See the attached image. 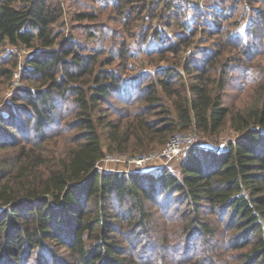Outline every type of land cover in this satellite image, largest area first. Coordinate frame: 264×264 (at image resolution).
I'll return each mask as SVG.
<instances>
[{
	"label": "trees",
	"instance_id": "1",
	"mask_svg": "<svg viewBox=\"0 0 264 264\" xmlns=\"http://www.w3.org/2000/svg\"><path fill=\"white\" fill-rule=\"evenodd\" d=\"M127 2L136 5L141 1ZM227 12L218 8L211 21L208 14L200 13L195 20L183 8L172 6L154 12L152 21L160 17L163 26L179 28L165 34L167 29L151 27L144 37L147 41L154 37L151 49L163 51L159 57L169 63L158 75L138 85L140 95L134 100L119 99L138 103L137 109H128L125 114L117 110V118L108 119L100 113L112 109L105 104L114 91H121L125 80L112 69L96 70L95 54L76 50L69 46L70 41L59 43L60 33L54 31L62 13L59 0H24L21 6L12 0H0V48L10 43L43 50L32 53L26 63L25 73L35 77L33 84L24 88V103H13L0 111V142L10 138V145L0 147L15 149L11 157L0 159V264H20L17 261L27 258L32 250L50 251L49 240L65 247L76 259L75 264H137L120 254L109 234L125 224L131 231L148 234L158 214L170 211L177 202L185 203L195 214L188 225L194 236L214 238L208 217L214 212L248 237L241 244L248 246L243 264H264V86L258 87L254 99L244 107L224 104L222 91L228 68L220 78L212 75L213 59L224 56L220 48L213 47V52L201 57L194 50L182 61L183 52L194 43L191 34L200 30L205 37L214 36V31L216 36L226 34L227 39L238 42L230 43L234 51L248 52L252 58L261 55L264 10L255 12L252 8L247 37L230 33L227 22L232 11ZM133 13L132 19L121 20L120 24L125 25L123 31L139 38L131 28L134 19L142 15L134 17ZM94 18H98L96 11L89 9L78 14V19ZM165 54L170 57L164 58ZM106 62L112 64L114 59L109 57ZM4 63L0 61V75L11 78L12 69L2 67ZM181 63L191 76L188 87L181 85ZM57 96L65 100L57 103ZM67 101L73 108L63 114ZM26 120L35 122L39 140L28 138L22 126ZM55 122L59 124L55 135L58 146L54 153L42 152L38 143L47 137V126ZM228 123L240 133L238 137L217 148L219 151L192 147L181 159L179 172L166 166L157 171L100 172L96 166L105 156L102 128L110 140L108 150L142 155L165 146L176 131L194 129L214 135ZM14 128L21 130L24 141L12 136ZM60 129L77 130V136L60 133ZM36 147L39 152L34 151ZM87 229L96 231L103 242L87 241ZM214 263L213 256L204 264Z\"/></svg>",
	"mask_w": 264,
	"mask_h": 264
},
{
	"label": "rangeland",
	"instance_id": "2",
	"mask_svg": "<svg viewBox=\"0 0 264 264\" xmlns=\"http://www.w3.org/2000/svg\"><path fill=\"white\" fill-rule=\"evenodd\" d=\"M140 1L135 5L131 2L128 3L127 0H117L116 2H113V0H59L62 6V13L54 26V31L60 33L59 43L65 45L67 41H70L69 46L76 50H80L83 53L95 54L98 57L96 70L100 68L112 69L125 80L121 85V91L119 93L114 91L112 98L105 104L106 108L110 107L112 109L109 112L102 111L100 113L101 116L108 119H116L118 115L116 113L117 110L125 114L128 109H137L138 103L127 104L121 102L119 99L121 98L127 102L134 100L140 95L138 85L142 84L144 80V82H147L149 77L158 75L161 72V68L167 66L169 63L167 60L159 57V54L163 51L156 52V50L151 49L149 44L154 43V37H150L149 41L145 40L144 37L148 33L147 30L151 27L167 29V33L165 34H170L169 31L175 33L179 28L177 26H163V19L160 17H154L152 21L154 12L160 13L161 9L166 11L168 6H172L173 8H183L184 11H187V16L195 20L198 19L200 13L208 14V20L211 21L215 11L218 8H223L228 12L232 11L227 22L230 33L233 32L240 37H247L248 19L250 17L248 15L252 13V8H255V12L257 9L264 10V0H242L241 3H239L240 0ZM12 2L16 6H21L24 0H12ZM160 3L162 4L160 5ZM84 9H89L91 12L96 11L98 18L92 20L78 19V14ZM137 11L139 13H136ZM126 13H128L127 16H125ZM132 13L133 15L136 14L134 17H137L138 14L142 15L139 20L134 19L131 28V31L138 33L139 38L127 31H123L125 25L120 24L121 20L132 19ZM94 23H97L98 26ZM200 25L202 24L200 23ZM260 30H264V28ZM204 35L205 33L202 30L196 33V35L191 34L194 43L183 52L182 61L185 56L191 55L194 50H196V54L200 53L197 57H201L210 53L213 47L220 48L219 53L224 54V56L218 55L213 59L214 74L212 75L220 78V74H223L222 71L228 68V81L222 91L223 103L234 105L235 107H244L246 104H249L254 99L253 95L258 87L264 86V36L261 39L263 42L260 43L262 45L261 55L257 58H252L248 52L232 50L230 43L238 44V42L234 39H227L226 34L216 36L214 31V36L212 37H205ZM124 45L127 48H124ZM232 47L236 48L234 45ZM238 48L241 49V47ZM126 49L129 51L125 52ZM41 51L43 50H40V48H27L24 44L12 45L9 43L6 47L0 48V61L2 63L5 62L2 67L11 68L13 72L11 78H6L2 74L0 75V111L6 110L10 104L20 103V101L24 103L23 97L26 95L24 88L31 86L34 82L32 77H35L28 71L25 73L26 63L28 58L32 56V53ZM109 57L114 59L112 64H107L108 62H106ZM168 57L170 56H166L165 54L164 58ZM14 61H16V64H14ZM178 67L183 74L181 85L188 87L191 83V76L183 68L182 63ZM134 78L137 79L134 80ZM135 81L137 82L136 84ZM57 100V103H61L65 99L58 97ZM65 103L64 107L67 111H64L63 114H66L73 108L69 101ZM60 109L61 106H59L58 111ZM27 110L31 111L29 107H27ZM58 116L60 117V113ZM72 116V113L69 114L70 118ZM22 117L25 116L22 114ZM149 117L154 116L149 115ZM22 126L28 132L27 135L31 141L39 140L36 124L33 120L24 121ZM58 128L59 124L56 122L50 123L47 126L44 132V134L47 133V137L44 141L38 143L42 152L46 150L49 153H54V150L58 146L56 143L57 137L55 136L58 134ZM14 130L12 136L18 137L20 141H24L25 136L21 133V130H17L16 128ZM101 132V137L105 144V156L98 161L96 165L98 170L100 172L113 171L125 173L128 171H149V169L150 171H157V169L165 166L179 172V163L189 148L195 147L194 145L207 146L219 151L217 148L222 149L240 134L232 129L229 123L222 128L221 132L214 135L201 133L194 129L176 131L175 134H194L197 138L191 144L187 141L183 142V146L179 151V157L166 160L155 152H161L164 147L168 146L174 134L168 139L165 146L157 150L145 152L142 155H135L108 150L107 142L110 140L106 129L102 128ZM60 133L71 134L74 138L77 136V130L60 129ZM73 137H70V139ZM9 142L10 138L7 142H0V145H10ZM39 148L36 147L34 151L39 152ZM14 150L13 147H0V159L11 157ZM144 156H147L145 163L138 165L140 158ZM187 207L188 205L185 203L177 202L171 206L170 211L159 213L156 224L150 227L151 231L148 234L131 231L129 230V225L125 224L123 228L116 230L114 233L109 234V236L113 237V240H116L117 247L121 252L120 254L128 257L127 261L133 260L137 264H186L195 261L204 264L208 263L213 256L215 258L214 264H243L245 261L244 253L247 251L248 246L243 247L241 244L248 237L246 235L245 237L242 236L236 225L233 226L226 220L227 218L221 220L219 215L209 212L208 217L210 218L212 227H214L215 236L213 239L207 235L197 238V236L193 235V232L190 233V230H188V225L192 222L195 214L187 209ZM91 235H93L92 239H90ZM207 237L209 239H206ZM152 239L154 240L150 244ZM86 240H91L94 244L103 242L100 235L91 229H87ZM208 240L209 242H205ZM238 240H240V244H238ZM48 243L50 251L36 249L32 250L27 255V258L21 256L25 259L17 261L12 258L11 260H15L20 264H75L76 259L69 255L65 247L50 240ZM154 243H156L155 246L152 245ZM196 246L197 248L195 249ZM11 255L13 256V254Z\"/></svg>",
	"mask_w": 264,
	"mask_h": 264
},
{
	"label": "built area",
	"instance_id": "3",
	"mask_svg": "<svg viewBox=\"0 0 264 264\" xmlns=\"http://www.w3.org/2000/svg\"><path fill=\"white\" fill-rule=\"evenodd\" d=\"M183 133H176L173 137L169 140L168 146L164 147L162 151H158V155L166 160H172L180 156V148L183 146V142L187 141L189 144L193 143L197 137L194 134L189 135H182ZM196 146V145H194ZM190 149V148H189ZM160 152V153H159ZM147 156L140 158V163L138 165H142L145 163ZM137 163V160H136Z\"/></svg>",
	"mask_w": 264,
	"mask_h": 264
}]
</instances>
